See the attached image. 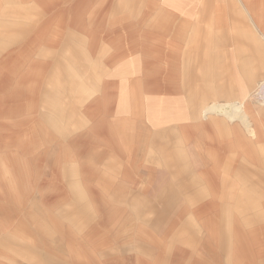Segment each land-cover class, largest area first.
Segmentation results:
<instances>
[{
    "label": "crops",
    "instance_id": "0c3cea01",
    "mask_svg": "<svg viewBox=\"0 0 264 264\" xmlns=\"http://www.w3.org/2000/svg\"><path fill=\"white\" fill-rule=\"evenodd\" d=\"M237 35L243 42L237 43ZM123 44L133 49L131 56L121 54ZM16 131L32 136L22 146L60 158L69 151L66 144L76 141L58 140L50 132L85 131L84 186L67 171L56 175L38 163L36 173L28 157L9 149L19 145ZM0 132L5 133L0 195H27L34 179L45 180L40 188L62 194L58 180L69 177L70 189H84L81 194L100 199L115 213L140 198L145 210L193 211L203 237L189 242L191 259L207 257L199 246L211 237L214 258L229 243L231 264H259L264 258V0H0ZM17 159H26V167H18ZM66 162L77 178L75 163ZM184 177L195 181L196 192H164L173 185L164 182ZM31 201L36 212L31 226L38 235L23 226L19 236L30 253L42 259L57 250L77 260L110 257L108 235L93 237L90 227L83 234L64 209ZM20 203L28 211L27 202L20 198ZM2 211V226H13L11 202H0ZM120 223L119 242L127 241L138 264H167L161 250L171 255L170 241L149 230L141 234L138 220L132 240H126L130 230L125 218ZM8 241L0 235V242ZM5 252L0 264H14L4 261L11 258Z\"/></svg>",
    "mask_w": 264,
    "mask_h": 264
},
{
    "label": "rangeland",
    "instance_id": "374dc122",
    "mask_svg": "<svg viewBox=\"0 0 264 264\" xmlns=\"http://www.w3.org/2000/svg\"><path fill=\"white\" fill-rule=\"evenodd\" d=\"M197 7H194V26L197 25V19H195L196 16ZM200 24L202 26L211 28V22L210 23H204L203 20H200ZM208 24V26H206ZM239 28V26H238ZM239 30V29H238ZM237 35V43L243 42V36ZM255 36V33L253 35ZM257 41V40H256ZM258 42V41H257ZM222 43H227L226 40H222ZM255 44V41H254ZM127 50V51H126ZM120 51H122L121 54H126L131 56L133 53V49L131 47L124 48V44L121 46ZM126 51V52H124ZM255 55H259L258 51H254ZM238 58H239V51L237 52ZM192 56L190 55V58ZM258 60H254V72L258 70L257 67ZM259 65V64H258ZM257 84H254V87ZM54 137H58V140H62L64 142H70L74 143L75 145L66 144L69 147V151L65 153V157L60 158V156L57 154L56 157H53V152H43L40 151L37 147H31V146H22L21 144H24L28 138H31L32 136L29 135H22V132L16 131L14 134V139H16L18 146L12 147L10 146L9 149L12 150L13 154H17L18 156L28 157L29 160V167L37 173L36 167L37 163L40 166H43L41 168H48L50 172L53 171L54 174H62L63 171H67V175H70L73 177L77 182L84 186L82 182H84V176L87 174V171L85 170V164L83 162V158H85V152H86V140L84 137H86L85 131H79V132H72V133H66V132H50ZM43 137V136H41ZM5 139V133L0 132V150L2 149L1 144H4L3 140ZM78 142V145H77ZM5 145V144H4ZM25 161V162H24ZM69 161L71 163H75L76 166V175L78 174L77 178L74 175V172H72ZM17 166L22 168L26 167L27 160L25 159H17ZM47 166V167H46ZM70 168V170H69ZM190 178L192 176V173L189 174ZM40 180V179H39ZM35 187L30 188V191L27 195H17V196H5L0 195V202L4 204H8V202H11L12 208L14 209L13 215L16 219V223L12 226H2L5 221V214L6 212L2 211L1 214V220H0V235H5L8 237V242H0V252H5L11 256V258L4 259V261L8 263H14V264H138L140 260L137 259L136 253H133L127 248V241L125 242V239L123 238L120 242L117 237V232L119 233V236H121L123 227H120V223L123 218H125V229H129L130 232L127 234H124L126 237V240L129 238L132 240L133 238V226L137 225V220L140 222L138 227L142 231L145 230L148 232H151L154 237H158L159 239L166 241L169 244L173 246V253L167 254L166 251L161 250V259L162 261H166L167 264H226V261H229V253H230V247L231 245L229 243H223L221 246V253L220 258H214V248L216 243H214L211 240V237H208V241L204 242V246H199V250L203 251L204 254L207 256L204 259H191L192 256V250L189 247V242L193 245V242L195 240L200 239L203 237L201 232V227L199 226V219L197 217H194L193 211H185V212H179L178 210H145L144 207L148 206L146 205L145 201H143L141 198L139 200H136V203L129 204L130 209L125 211H119L118 213L112 212L111 210H108V204H103L100 199L95 200L94 196H85V194H81V191H84V189H70L68 186V182L72 183V178L65 179L64 177L59 178L58 185L61 187L60 189L64 191L62 194H53L50 192L49 188H40L41 184L45 182V180L41 183L40 181L35 180ZM165 181V180H164ZM158 182V180H157ZM46 183V182H45ZM173 184L171 189L172 191L166 190L164 192L172 193L173 195H177L180 193H187V192H196L197 186L193 185L195 183L194 180L189 179L188 177L184 178H173L168 179L163 184ZM177 184H185L184 187H177ZM47 185V184H46ZM155 187V186H154ZM164 188V187H163ZM43 189V191H42ZM169 189V188H168ZM49 190V191H48ZM75 190V192H70ZM132 192V190H130ZM163 192V191H161ZM13 198L14 201L8 200L6 202L5 200ZM16 198V199H15ZM20 198L24 199L27 202V207H29L28 211L25 210V206L20 203ZM31 199H34V201H37L41 204V200L44 202V205L46 207H49L51 205H54L57 209L61 211L63 210V214H69V217L75 216L73 219V223L77 224V227L82 230L83 234L88 233L87 229L90 227L93 237H96L98 235L102 236L103 234L108 235V240L110 242L109 249V258L107 259L99 260L95 256H92L90 259H84L77 260V258H73L71 254L68 251L64 250H57L55 253H47V256L45 254V258L36 257V254L30 253V248H26L27 242L21 241V236L24 234L23 232V226L26 228L27 231H29L31 234H36L37 229L31 226V224L34 223V221H31L33 213H36L34 209V204L32 203ZM131 203V202H130ZM14 204V205H13ZM26 205V204H25ZM133 206L136 207V210H133ZM169 206H173V203ZM140 208V209H139ZM57 210V211H59ZM12 213V211H10ZM221 221L224 225L222 228V233L226 235L227 238V230H228V222H229V212L228 210L221 211ZM12 215V214H11ZM161 217H160V216ZM199 227H197V224ZM11 223V222H10ZM10 223H7L10 225ZM194 223V225H192ZM35 226V224H34ZM36 227V226H35ZM63 229H67V226H64ZM194 229V233L190 234ZM125 232V231H124ZM161 232V234H159ZM131 233V235H130ZM130 235V236H129ZM224 237V236H223ZM172 239H174L176 242H173ZM113 240V241H112ZM107 241V239H106ZM125 245H124V243ZM130 244H132V241H129ZM46 245H49L52 248V244L48 243ZM25 246V247H24ZM124 246V248H123ZM24 247V248H23ZM158 251H160L158 249ZM9 255H6L9 257ZM23 257V258H21ZM166 257V258H165ZM82 261H84L82 263ZM192 262V263H189ZM259 264H264V258L257 260ZM155 264H158L155 262ZM231 264V263H230Z\"/></svg>",
    "mask_w": 264,
    "mask_h": 264
},
{
    "label": "bare ground",
    "instance_id": "6f19581e",
    "mask_svg": "<svg viewBox=\"0 0 264 264\" xmlns=\"http://www.w3.org/2000/svg\"><path fill=\"white\" fill-rule=\"evenodd\" d=\"M227 109V108H226ZM229 110V109H228Z\"/></svg>",
    "mask_w": 264,
    "mask_h": 264
}]
</instances>
